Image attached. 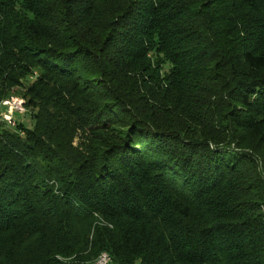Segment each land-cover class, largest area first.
<instances>
[{
  "label": "trees",
  "instance_id": "1",
  "mask_svg": "<svg viewBox=\"0 0 264 264\" xmlns=\"http://www.w3.org/2000/svg\"><path fill=\"white\" fill-rule=\"evenodd\" d=\"M12 96L0 264H264V0H0Z\"/></svg>",
  "mask_w": 264,
  "mask_h": 264
},
{
  "label": "built area",
  "instance_id": "2",
  "mask_svg": "<svg viewBox=\"0 0 264 264\" xmlns=\"http://www.w3.org/2000/svg\"><path fill=\"white\" fill-rule=\"evenodd\" d=\"M5 107L6 112L5 113H0V122L6 123L9 127H15V122L12 119L13 113H21L23 114L24 108L22 106V101L21 103L18 102L16 103H11L8 100H5L3 102H0V107ZM98 264H111L109 263V259L107 256L101 255V258L98 259Z\"/></svg>",
  "mask_w": 264,
  "mask_h": 264
},
{
  "label": "rangeland",
  "instance_id": "3",
  "mask_svg": "<svg viewBox=\"0 0 264 264\" xmlns=\"http://www.w3.org/2000/svg\"><path fill=\"white\" fill-rule=\"evenodd\" d=\"M166 69V68H165ZM8 101L11 103V105H12V103H18V102H20L21 103V101H22V106H23V108H25V102H24V100L21 98V97H19V96H12L10 99H8ZM6 112V108L5 107H0V113H5ZM12 119H13V121L15 122V127L19 124V123H21L22 124V126L24 127V128H26V129H31L32 128V126H33V120H32V118L30 117V114L29 113H27L26 112V110L24 109V112H23V114H19V113H13V115H12ZM4 125H5V127H4V129H6V130H13V129H15V127H9L8 125H6L5 123H4ZM102 254V253H101ZM97 259V258H96Z\"/></svg>",
  "mask_w": 264,
  "mask_h": 264
},
{
  "label": "bare ground",
  "instance_id": "4",
  "mask_svg": "<svg viewBox=\"0 0 264 264\" xmlns=\"http://www.w3.org/2000/svg\"><path fill=\"white\" fill-rule=\"evenodd\" d=\"M101 255L107 256V258L109 259V263H111L110 257L107 254L102 253ZM101 255L95 260L94 264H98V259L101 258Z\"/></svg>",
  "mask_w": 264,
  "mask_h": 264
}]
</instances>
